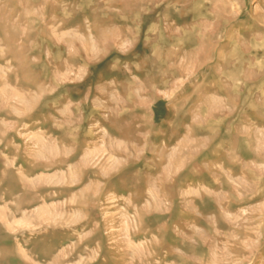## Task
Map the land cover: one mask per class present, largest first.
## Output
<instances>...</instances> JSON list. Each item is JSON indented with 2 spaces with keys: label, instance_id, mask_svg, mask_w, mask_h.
Masks as SVG:
<instances>
[{
  "label": "rangeland",
  "instance_id": "1",
  "mask_svg": "<svg viewBox=\"0 0 264 264\" xmlns=\"http://www.w3.org/2000/svg\"><path fill=\"white\" fill-rule=\"evenodd\" d=\"M0 264H264V0H0Z\"/></svg>",
  "mask_w": 264,
  "mask_h": 264
}]
</instances>
